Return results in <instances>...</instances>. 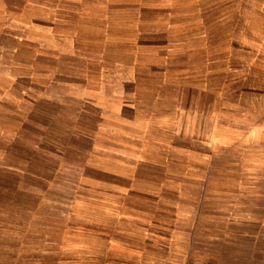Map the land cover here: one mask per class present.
<instances>
[{
	"label": "crops",
	"instance_id": "crops-1",
	"mask_svg": "<svg viewBox=\"0 0 264 264\" xmlns=\"http://www.w3.org/2000/svg\"><path fill=\"white\" fill-rule=\"evenodd\" d=\"M99 1L81 6L72 33L51 0H0V133L4 109H25L54 155L74 157L64 184L82 206L77 234L126 236L135 224L155 251L178 254L171 264H264V111L225 114L211 7ZM250 6L239 34L264 44V5Z\"/></svg>",
	"mask_w": 264,
	"mask_h": 264
},
{
	"label": "rangeland",
	"instance_id": "rangeland-1",
	"mask_svg": "<svg viewBox=\"0 0 264 264\" xmlns=\"http://www.w3.org/2000/svg\"><path fill=\"white\" fill-rule=\"evenodd\" d=\"M23 1L11 0L12 3ZM29 1L36 5L43 3V0ZM187 2L191 3L163 0L164 14L170 10L171 3ZM91 3L94 0H51L52 20L60 19L64 23L61 29L73 33L80 21L81 6L89 8ZM98 3L104 2L98 0ZM262 4L264 0H195L196 13L203 5L204 10L206 5L211 7V56L227 54L223 78L228 85L225 94L221 92L227 116L240 114L242 110L235 105L243 106V113L247 114L264 111V44L253 42L249 35L241 38L239 34L241 27L249 32L253 26L250 19L239 18V15H249L250 5ZM223 6L226 7L227 43L220 44L224 34L217 19L219 14H224ZM137 14L131 12L132 23H137ZM134 29L132 24L131 32ZM218 63L216 59L214 67H219ZM206 97L205 94V100ZM207 98L213 106L218 93L212 90ZM12 112L4 109L3 132L0 133V264H171L178 254L155 251L144 236L138 235L135 224L126 236L77 234L81 224L77 213L82 206L70 202L74 189L64 184V181L75 180V170L68 167L74 157L54 155L50 139L42 137L41 125L24 122L28 115L25 109L19 116ZM28 116L36 117L35 114ZM46 179L52 180L51 187ZM99 222L110 225L106 219Z\"/></svg>",
	"mask_w": 264,
	"mask_h": 264
}]
</instances>
